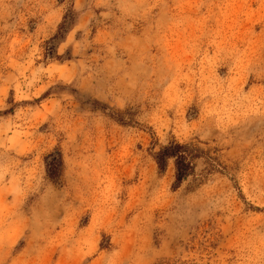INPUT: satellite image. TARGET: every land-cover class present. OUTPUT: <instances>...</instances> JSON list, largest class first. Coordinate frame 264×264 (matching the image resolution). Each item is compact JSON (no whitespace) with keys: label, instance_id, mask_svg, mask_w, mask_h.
Returning <instances> with one entry per match:
<instances>
[{"label":"rangeland","instance_id":"374dc122","mask_svg":"<svg viewBox=\"0 0 264 264\" xmlns=\"http://www.w3.org/2000/svg\"><path fill=\"white\" fill-rule=\"evenodd\" d=\"M0 264H264V0H0Z\"/></svg>","mask_w":264,"mask_h":264},{"label":"trees","instance_id":"16d2710c","mask_svg":"<svg viewBox=\"0 0 264 264\" xmlns=\"http://www.w3.org/2000/svg\"><path fill=\"white\" fill-rule=\"evenodd\" d=\"M194 152L191 145L172 142L157 153L155 160L161 170L167 167L170 160H173L176 182L180 184L194 172L193 160L197 158ZM63 170L64 162L61 153L55 152L46 158V172L51 181L60 179Z\"/></svg>","mask_w":264,"mask_h":264}]
</instances>
